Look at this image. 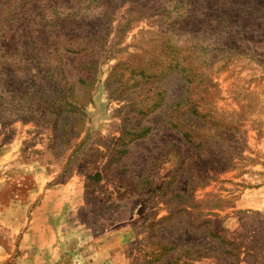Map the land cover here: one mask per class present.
Instances as JSON below:
<instances>
[{
	"label": "rangeland",
	"instance_id": "374dc122",
	"mask_svg": "<svg viewBox=\"0 0 264 264\" xmlns=\"http://www.w3.org/2000/svg\"><path fill=\"white\" fill-rule=\"evenodd\" d=\"M157 242L264 264V0H0V264Z\"/></svg>",
	"mask_w": 264,
	"mask_h": 264
},
{
	"label": "trees",
	"instance_id": "16d2710c",
	"mask_svg": "<svg viewBox=\"0 0 264 264\" xmlns=\"http://www.w3.org/2000/svg\"><path fill=\"white\" fill-rule=\"evenodd\" d=\"M221 243L226 244L227 246H231L234 247L235 251H238V246H236L234 243L232 242H226L224 240H221ZM157 244L160 246V252L159 253H155L154 255L150 256V258L146 261V264H163L166 259L168 258V256L171 254V252L174 251L175 246H170L168 244H163L162 242H157ZM191 250H187V252H189ZM198 252V251H197ZM227 254L230 256L229 258L232 257V259H237L238 260V254L237 256L229 251L227 252ZM170 264H176L175 261H172Z\"/></svg>",
	"mask_w": 264,
	"mask_h": 264
}]
</instances>
